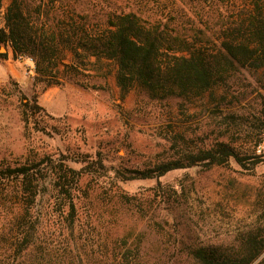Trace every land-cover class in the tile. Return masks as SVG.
Instances as JSON below:
<instances>
[{
  "label": "rangeland",
  "instance_id": "374dc122",
  "mask_svg": "<svg viewBox=\"0 0 264 264\" xmlns=\"http://www.w3.org/2000/svg\"><path fill=\"white\" fill-rule=\"evenodd\" d=\"M9 1H2L0 26ZM71 2L94 19L129 6L143 17L196 34L205 47H212L228 26L247 17L253 0ZM33 67L28 57H15L0 46V165L43 156L53 163L64 159L76 169L83 160L101 161L109 170L107 176L85 174L78 187L80 223L92 231L83 238L132 240L141 231L153 259L176 260L180 255L173 246L181 239L227 241L264 224V151H256V145L264 143V68L238 67L200 99L184 103L179 98L152 100L138 88L122 97L116 66L108 60L76 76L61 66V83L49 87L34 83ZM24 96H35L43 108L30 123L21 114ZM219 142L228 144L242 163L230 157L224 165H195L157 178L110 181L113 168L144 169L188 148ZM50 186L46 177L38 187L42 204H47ZM120 192L126 198L121 199ZM10 201L9 197L6 202ZM9 210L0 206V233L8 243L14 237ZM2 239L0 258H7L14 251L5 250Z\"/></svg>",
  "mask_w": 264,
  "mask_h": 264
},
{
  "label": "trees",
  "instance_id": "16d2710c",
  "mask_svg": "<svg viewBox=\"0 0 264 264\" xmlns=\"http://www.w3.org/2000/svg\"><path fill=\"white\" fill-rule=\"evenodd\" d=\"M3 18L0 46L15 57H30L34 83L44 87L61 83V66L76 76L108 60L116 66L115 81L122 97L138 88L152 100L179 98L192 103L225 82L238 67L264 68V0H253L247 17L228 26L212 47H205L196 34L143 17L129 6L94 19L79 12L71 0H10ZM69 54L70 62L65 63ZM80 84L90 87L88 81ZM24 98L21 114L30 123L43 108L35 96ZM261 114L264 124V108ZM230 157L242 163L224 142L188 148L144 169L113 168L110 181L157 178L195 165H224ZM53 161L43 156L0 165V206L10 208L8 221L14 231L10 243L0 233L5 250L14 251L1 257L0 264H264V224L227 241L181 239L173 246L180 255L176 260L153 259L141 231L132 240L83 238L82 234L92 231L80 223L79 183L85 174L101 178L109 170L99 160H83L79 169L64 159ZM46 177L51 188L47 204H42L38 187ZM119 196L126 198L122 192Z\"/></svg>",
  "mask_w": 264,
  "mask_h": 264
},
{
  "label": "built area",
  "instance_id": "2783aa9c",
  "mask_svg": "<svg viewBox=\"0 0 264 264\" xmlns=\"http://www.w3.org/2000/svg\"><path fill=\"white\" fill-rule=\"evenodd\" d=\"M29 58V60L31 61V62H33V60L30 58V57H28ZM256 151L257 152H262V151H264V143H259L258 145H256Z\"/></svg>",
  "mask_w": 264,
  "mask_h": 264
}]
</instances>
